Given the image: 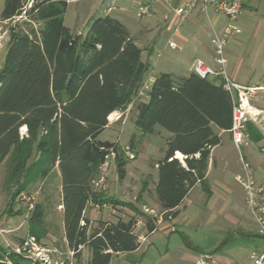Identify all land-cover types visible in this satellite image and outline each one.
I'll return each mask as SVG.
<instances>
[{"label":"trees","instance_id":"1","mask_svg":"<svg viewBox=\"0 0 264 264\" xmlns=\"http://www.w3.org/2000/svg\"><path fill=\"white\" fill-rule=\"evenodd\" d=\"M68 3L5 0L1 22L25 17L41 28L25 31L15 25L8 30L0 70V162L10 158L14 176L34 168L44 178L57 169L69 248L76 258L88 248L90 264H111L114 255L134 252L141 242L135 218L118 216L115 222L98 221L92 228L86 217L90 203L101 201L92 181L112 153L118 177L127 176L128 159L116 143L100 136L112 114L140 99L150 64L143 61V50L127 27L111 16L93 19L84 36L72 34L64 20ZM136 109L135 125L143 136L156 134L157 128L172 134L157 163L155 191L167 219H175L176 209L197 184L212 195L208 162L222 142L216 130L232 128L233 99L223 84L193 72L187 77L160 73ZM247 132L254 142L263 140L252 123ZM33 155L36 161L27 168ZM20 192L13 196L9 212ZM31 218L32 224L41 222L39 207ZM146 227L149 234L157 230L153 220Z\"/></svg>","mask_w":264,"mask_h":264},{"label":"rangeland","instance_id":"2","mask_svg":"<svg viewBox=\"0 0 264 264\" xmlns=\"http://www.w3.org/2000/svg\"><path fill=\"white\" fill-rule=\"evenodd\" d=\"M4 4L5 0H0V17ZM256 15L259 17L262 25L258 29V40L255 48L258 47L260 40L264 39V0L261 1L260 10ZM74 16V7L71 6L67 12V27L72 25ZM207 24L209 25V22ZM255 24V22L248 24V29L251 33L255 30ZM15 25H19L25 31H28L32 27L35 29L41 28V25L31 22L25 17L16 19L12 23L3 25V27L0 26L1 58L4 57L7 51V42L9 39L8 30ZM184 52L188 61H181L180 64L177 60L171 58V60H168L171 62L167 64L165 63V56L164 59L159 60L158 69H164L165 73H176L177 75L180 73L187 74L188 67L191 64L190 61H194V55L188 50ZM166 53L173 52L168 51ZM153 57V61L155 62L157 60L156 56ZM144 94L143 86L140 92V99L130 104L127 110L119 111L113 116L112 123L117 122L118 128L112 127L113 125H111L109 130L101 134L100 139L102 141H116L119 130L128 136L132 133V123L137 110L136 107ZM252 104L263 111L257 121L252 123L261 131L263 140L260 143H256L249 139L248 144L250 143L254 149L252 152L254 163L248 158L246 160L251 165L257 183L264 189V91H257ZM110 122L109 120V124ZM112 128L118 129V134ZM161 131V135H147L144 139L138 136L134 140H126L124 137L122 138L123 141L114 142L129 161L127 165V180L123 183V189L121 191L119 190L118 192V183H121L122 180L118 177L116 162L112 156L109 158L108 167H101L92 181L93 188L100 193L101 201L93 203L94 206L89 205V207H93L99 211V221L115 222L117 220L116 216H120L125 220H129L130 218L138 220L136 233L140 237L141 246L134 252L114 255L111 264H195V260L188 256L190 254L189 251H191L189 248L208 249L212 245L214 238L216 239L211 226L193 220V216L197 211L194 207H197V204H194L185 214L187 219L184 220L183 216L180 217L176 225L170 224L172 220L167 219L165 213L163 214V209L158 204L155 191V182L158 181L159 177L156 164L164 155L166 137L169 136V132L163 129ZM131 146H133V150L130 149ZM243 149L241 150L242 154ZM35 161L36 158L33 155L32 159L28 162L27 168L31 167ZM11 165L10 158L4 162H0V214L9 213L13 196L20 190L25 193L36 194L34 201L35 208L39 207L43 218L41 222L32 227L37 233L36 236L39 238L38 242L46 250L47 262L44 264H90L92 252L88 248L83 249L81 256L76 258V255H74L67 244L63 218L64 209H59V206L62 205L59 171L52 169L43 178L33 168L29 171L26 169V171L14 176L12 174L13 165ZM104 176L105 180L103 184L99 185V182ZM196 196L197 191H194L190 200L195 199ZM114 202L119 205H115ZM13 210H19L18 213H28L26 205L17 200L13 203ZM87 213L89 214V210ZM32 214L33 212L28 213V217H20L18 219L20 225L12 233L16 234L14 238L17 244H21L25 238L30 236L27 234V222L30 221ZM149 220H153L157 226V230L153 234H149L147 231L146 225ZM173 225L175 230L171 228L165 229L173 227ZM7 230H12V228H8ZM0 232H3L1 234H5L10 231ZM23 234H26V236ZM235 237L236 240L233 239L230 242L231 244L223 251V254H229L234 257L240 254L243 264L251 263V252L264 249L263 238L246 237L240 239L237 235ZM250 239L256 241H248ZM2 243L3 241L0 237V245L2 246L0 247V253L9 255L12 261L20 262V259L18 260L15 256L14 246H6Z\"/></svg>","mask_w":264,"mask_h":264},{"label":"crops","instance_id":"3","mask_svg":"<svg viewBox=\"0 0 264 264\" xmlns=\"http://www.w3.org/2000/svg\"><path fill=\"white\" fill-rule=\"evenodd\" d=\"M185 1L186 0H172V4L178 6ZM261 1L262 0L248 7L238 20L234 22V37L231 38L226 45L228 57L226 70L228 75L236 83L245 87L261 88L260 91H264V39H261L258 47L255 48L258 40V29L260 25H262V22L256 15L260 10ZM152 2L153 0H69L64 20L66 24L67 12L70 7L73 6L75 16L72 25L68 28L71 30L72 34L81 36L86 35L92 20L99 17L111 16L123 23L127 27L131 37L135 39L136 44L143 50V61L150 64V70L146 76V83L152 84L160 73H165L164 69H158L159 60L164 59L165 56V63L167 64L171 62L168 61L171 60V58L177 60L180 64L181 61H188L184 52L185 50H188L194 55V61H190L191 64L188 67L187 74L180 73L177 75L176 73H172L176 77H187L192 73V66L195 60L198 59L212 66L215 65L214 48L211 43L212 27L210 23L209 25L207 24L208 20L204 18L201 12L198 9L195 10L184 22H181L176 17H172L169 22H164L163 16L169 12V7L165 5L164 0H157V2L154 3L157 11L156 14L139 18L136 14L138 5ZM109 9H111V11H108ZM212 22L215 28L220 31L225 23V18L222 16L213 17ZM251 22L256 23L255 30L252 33L248 29V24ZM6 24L7 23L1 22L0 17V26L3 27V25ZM176 26L180 28L179 34L174 33V28ZM152 35L154 36L152 37ZM171 40L176 41L179 48H170L169 42ZM5 41L7 40L5 39ZM1 50L2 48H0V53ZM168 51L173 53L167 54L166 52ZM5 55L1 58L0 54V70L4 64ZM153 56H156L157 60L155 62L153 61ZM116 113L109 118L111 122L108 124L105 131L109 130L111 125H113L112 127L118 128L117 122L112 123L113 116L116 115ZM137 114L138 112L136 110L132 123V133L128 136L119 130L116 141L121 142L124 137L126 140H134L138 138V136L142 139L147 136H143L135 125ZM115 128L112 129L118 134V129ZM216 131L220 134L222 142L212 149L206 174V179L211 188L212 195H206L202 186L197 184L190 191L183 203L176 209L179 215L177 218L172 219L170 224L176 225L177 221L182 216L184 220L187 219L185 214L194 204H197L198 206L194 207L197 211L193 216V220L211 226L214 230L216 239L214 238L212 245L208 247V249H193L190 247L189 249L191 251H189L190 254H188V256L195 260V264H243L240 254L234 257L229 254L224 255L223 251L231 244L230 242L233 239L236 240L235 235L240 239L246 237H262L257 232V226L248 207L244 188L236 180L239 175L243 174L240 152L234 146L229 131L219 129ZM156 134H162L161 128H157ZM134 136L135 138H133ZM171 136L172 134L169 133V136L166 137V141ZM116 141L113 140L111 142L114 143ZM253 151V146L250 145V143L244 146L242 151L245 158H248L252 163H254L252 156ZM126 180L127 176L121 183H118V192L123 189V183L126 182ZM156 183L157 182H155V188ZM194 191H197V196L195 199L190 200ZM88 210L89 214L87 213ZM18 211L19 210H13V212H9L8 214H0V231H10L5 234H1L3 232H0V237L3 241L2 244L11 247L14 246V249L20 245L17 244L14 238L16 234H12L20 225L18 219L20 217H28V213H18ZM164 213L166 212L163 210V214ZM98 214L99 211L93 207H88L86 211V217L90 219L92 228L97 226V222L99 221ZM31 219L32 218L27 222V234L33 236L37 235V233L33 230L32 225H37L39 221H34L32 224ZM174 225L173 227L165 229L171 228L175 230ZM8 228H12V230H7ZM23 235L26 236V234ZM248 241L252 242L256 240L250 239ZM0 247L2 246L0 245ZM253 252H251V254Z\"/></svg>","mask_w":264,"mask_h":264},{"label":"built area","instance_id":"4","mask_svg":"<svg viewBox=\"0 0 264 264\" xmlns=\"http://www.w3.org/2000/svg\"><path fill=\"white\" fill-rule=\"evenodd\" d=\"M260 0H186L178 6L172 4V0H164L165 5L169 7V12L163 16L164 22H169L172 17H176L181 22L187 20L188 16L195 10H199L201 14L208 20L212 27L211 43L214 48V63L210 65L203 60H195L192 72L203 79H209L217 84H223L226 91L229 92L233 99V122L232 128L229 130L232 142L236 149L240 152V160L242 163L243 174L239 175L236 180L244 188L246 200L250 209L253 220L257 226L258 234L264 239V189L257 183L250 163L241 153L244 146L248 145L249 136L247 126L249 123H254L262 115L263 111L255 107L252 102L261 88L245 87L236 83L227 73L226 67L228 57L226 45L228 41L234 37L233 24L245 12L248 7L259 2ZM153 0L152 3L139 4L136 8V14L139 18L152 16L156 14ZM108 11H111L109 9ZM222 16L225 18V23L219 31L215 28L212 22V17ZM174 33L179 34L180 28L176 26ZM169 47L177 49L176 41L171 40ZM151 83H146L144 91H146ZM264 154V150H263ZM115 159V154L111 155ZM110 156V157H111ZM109 163V160H108ZM108 167V164L107 166ZM105 176L99 182L102 185ZM35 195L25 192H20L16 198L17 201L23 202L28 213L35 210ZM90 205H93L91 202ZM94 206V205H93ZM98 208V206H96ZM63 209V205L59 206ZM15 255L20 259V264H44L46 260V250L42 248L36 237L29 236L14 249ZM251 264H264V249L255 251L250 255ZM0 264H15L9 255L3 254Z\"/></svg>","mask_w":264,"mask_h":264},{"label":"bare ground","instance_id":"5","mask_svg":"<svg viewBox=\"0 0 264 264\" xmlns=\"http://www.w3.org/2000/svg\"><path fill=\"white\" fill-rule=\"evenodd\" d=\"M178 157H179V158H181V157H182L180 153L178 154Z\"/></svg>","mask_w":264,"mask_h":264}]
</instances>
